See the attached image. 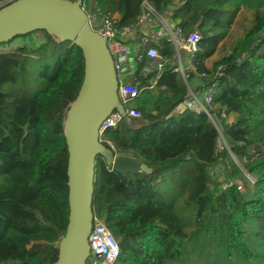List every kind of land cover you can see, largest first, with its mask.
<instances>
[{
  "label": "trees",
  "instance_id": "1",
  "mask_svg": "<svg viewBox=\"0 0 264 264\" xmlns=\"http://www.w3.org/2000/svg\"><path fill=\"white\" fill-rule=\"evenodd\" d=\"M141 1L93 0L94 8L116 15L120 25L135 20ZM149 1L160 13L169 11L184 32H199L193 64L207 77L197 84L191 77L188 85L200 94L215 83L212 100L205 104L209 114L187 107L175 111L189 98V89L173 71L170 43L152 42L169 59L162 71L145 73L143 61L134 60L126 76L141 89L138 97L150 89L160 95L150 111L142 109L143 121L132 120L137 127L119 122L100 136L104 146L141 160L151 171L120 173L97 155L93 214L117 238L114 264L181 259L185 243L200 233L212 237L227 257L234 251L248 261L254 254L246 223L254 225L253 236L264 248V0ZM241 7L252 10L250 27L207 68L206 59L228 35ZM37 31L44 34L43 45L52 41L55 46L43 49L45 58L49 51L57 56L38 72L40 87L33 93L9 95L3 87L17 81L22 57L37 52L38 44L0 51V264H51L68 223L63 119L83 81L84 58L78 46L58 42L41 29L8 41ZM171 173L180 174L184 186L191 185L187 198L195 209L189 230L175 202L160 197L157 188ZM246 175L253 178L251 188Z\"/></svg>",
  "mask_w": 264,
  "mask_h": 264
},
{
  "label": "water",
  "instance_id": "2",
  "mask_svg": "<svg viewBox=\"0 0 264 264\" xmlns=\"http://www.w3.org/2000/svg\"><path fill=\"white\" fill-rule=\"evenodd\" d=\"M81 0H16L0 8V43L34 30H45L58 42L78 46L84 58V77L63 119L68 150V223L51 264H85L90 253L95 158L100 155L111 170L150 172L141 160L115 154L99 139L102 121L117 109L129 128L138 124L125 113L118 96V80L105 37L94 31L80 6ZM132 65V62H130Z\"/></svg>",
  "mask_w": 264,
  "mask_h": 264
},
{
  "label": "built area",
  "instance_id": "3",
  "mask_svg": "<svg viewBox=\"0 0 264 264\" xmlns=\"http://www.w3.org/2000/svg\"><path fill=\"white\" fill-rule=\"evenodd\" d=\"M14 1L16 0H0V8ZM80 6L87 15L90 27L105 37L116 71L119 100L125 113L132 120L140 118V111L132 105L126 107L125 104L137 98L141 89L127 78L126 71L129 66H132L130 62L133 64L134 60L143 61V71L145 73H155L157 76L169 60L161 55L158 48L152 44V42L161 39H165L173 47L175 51L173 71L188 86L189 98L185 101V107L190 110L200 109L209 114L205 104H210L212 100L215 83L204 88L200 94H197L188 85V80L191 77L197 79L207 77L205 72H197L193 64V54L200 39V34L196 29L184 32L175 22L169 23L163 13H160L149 0L141 1L140 13L133 22L126 25H120L116 15L103 13L98 8H94L93 0H81ZM130 36L139 43L130 45L127 41ZM217 70H219V67ZM122 116L123 114L116 108L112 110L99 127L100 140V136L105 129L116 127L119 122H122ZM219 143L221 144V142ZM246 176L253 182L250 175ZM238 188L241 187L238 186ZM88 242L90 253L85 264H114L119 252L117 238L104 222L94 215Z\"/></svg>",
  "mask_w": 264,
  "mask_h": 264
},
{
  "label": "rangeland",
  "instance_id": "4",
  "mask_svg": "<svg viewBox=\"0 0 264 264\" xmlns=\"http://www.w3.org/2000/svg\"><path fill=\"white\" fill-rule=\"evenodd\" d=\"M178 1V0H176ZM163 16L169 23H173L174 20L170 17L169 11L163 13ZM252 10L246 7H241L240 12L237 14L235 21L231 27L230 35L226 39V45H229L232 41L238 38V35L243 34L245 29H248L251 25ZM45 37L42 31L34 32L28 36H20L12 41L2 42L0 44V51H10L15 47L22 44H33L36 43L40 49L37 50L33 55L28 54L26 57H22L23 71L17 74V81L15 83H8L3 87V91L9 95L15 92H22L23 94L33 93L40 87L38 81H36L37 74L43 69L45 65L52 66L54 63L57 52H54V56L49 51L47 58L44 56L43 49L52 50L55 49L54 43L43 42ZM139 41L135 40V45ZM225 46V45H224ZM222 46L218 48L217 54L219 55L225 50ZM56 51V50H55ZM53 53V52H52ZM184 58V54L182 53ZM160 94L150 89L145 91L142 96L130 100L126 107L132 105L140 111L139 122L143 121L142 109L150 111L152 102ZM231 119V118H230ZM218 148L221 149L219 143ZM184 181L180 177V174H170L158 184L157 188L161 190L160 197L165 198L167 201H174L176 205V212L183 218L188 226L187 229L192 228L193 217H194V203L188 201V193L190 186H184ZM236 184L243 187L240 181H236ZM251 179L247 178L246 187L251 188ZM187 185V184H185ZM240 188V189H241ZM191 224V225H190ZM245 234L247 238L248 248L254 254L253 258L246 261L241 259L234 251H232L227 257L223 249L217 244V242L210 236L204 235L203 233L195 235L190 241H187L183 247L181 259L175 261H168L166 264H264V248L254 238V225L251 222L246 223ZM227 253V252H226ZM228 254V253H227ZM116 264H125L118 262Z\"/></svg>",
  "mask_w": 264,
  "mask_h": 264
},
{
  "label": "crops",
  "instance_id": "5",
  "mask_svg": "<svg viewBox=\"0 0 264 264\" xmlns=\"http://www.w3.org/2000/svg\"><path fill=\"white\" fill-rule=\"evenodd\" d=\"M169 14H170V12H169ZM251 20H252V18H251ZM251 20H250V22H251ZM175 22V21H174ZM231 31V30H230ZM228 35H230V32L228 33ZM228 35L224 38V40L221 42V44L219 45V47L218 48H220V47H222V46H224L225 47V50L224 51H222V53H220L219 55L216 53L217 52V50H218V48H217V50H216V52L212 55V56H210L209 58H207L206 59V61H205V64H206V66H207V68H211L212 67V64H213V62H215L216 60H218L220 57H222L223 55H226L228 52H229V50H230V48H231V46L233 45V43L238 39V38H240L241 36H242V33L240 34V35H238V38L237 39H235L234 41H232L229 45H226V39H227V37H228ZM128 43L130 44V45H135V39L132 37V36H130L129 38H128ZM131 65V64H130ZM131 82H132V77H129L128 78ZM199 82V80L197 79V78H193L192 79V83L193 84H197ZM185 107V102H183V103H181L180 105H178L176 108H175V111H178V110H180V109H182V108H184Z\"/></svg>",
  "mask_w": 264,
  "mask_h": 264
}]
</instances>
